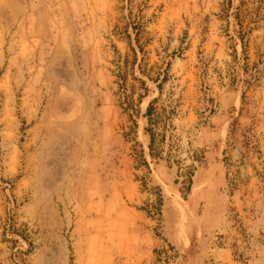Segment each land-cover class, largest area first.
<instances>
[{
	"label": "rangeland",
	"instance_id": "1",
	"mask_svg": "<svg viewBox=\"0 0 264 264\" xmlns=\"http://www.w3.org/2000/svg\"><path fill=\"white\" fill-rule=\"evenodd\" d=\"M0 264H264V0H0Z\"/></svg>",
	"mask_w": 264,
	"mask_h": 264
},
{
	"label": "trees",
	"instance_id": "2",
	"mask_svg": "<svg viewBox=\"0 0 264 264\" xmlns=\"http://www.w3.org/2000/svg\"><path fill=\"white\" fill-rule=\"evenodd\" d=\"M143 17L141 16H136L134 17L133 14H130L129 17V21L126 22V25H124L123 27H119L117 26L116 29V35H119L121 37L123 36H127L128 38L132 39V35L130 32V27H132L134 29V32L136 34V41L139 45L140 51L145 55V42H146V36L148 34V32L146 31V27H145V23L142 21ZM145 40V41H144ZM125 63H127V61H125ZM140 69H141V73L143 75H147L149 78H151L152 80H154L155 82H159L161 79V76L163 75V79L162 81L166 80L167 77V71H159L157 73H151V69L149 67V65L147 63H143L139 65ZM119 69V73H118V77L121 81H123V83L125 84V82L127 81L126 76H124V73L126 75L127 71L124 70L123 73V67L121 65L118 66ZM155 74V75H153ZM138 81H140L142 83L143 86H145V89L147 90V86H146V81H144L143 79L140 78H136ZM162 81L159 82L160 88H161V83ZM142 97V96H141ZM156 100H153L150 105L147 108V117H148V121H149V126L147 128V130L150 132V151L152 155H156L155 152H158L159 147V139H158V121L157 119H155V104ZM146 162V161H145Z\"/></svg>",
	"mask_w": 264,
	"mask_h": 264
}]
</instances>
